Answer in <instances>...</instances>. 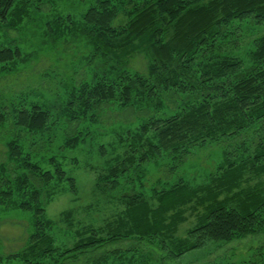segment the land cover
<instances>
[{
	"label": "trees",
	"instance_id": "obj_1",
	"mask_svg": "<svg viewBox=\"0 0 264 264\" xmlns=\"http://www.w3.org/2000/svg\"><path fill=\"white\" fill-rule=\"evenodd\" d=\"M53 1L0 0V30L19 32L27 18ZM55 13L46 23V36L55 41L85 37L93 47L92 63L99 64L59 104L33 103L23 94L0 100V132L11 134L7 161L0 164V207L33 216L27 249L16 257L0 254V264H148L155 255L171 262L207 242L231 243L264 233V135L246 157L232 159L226 153L205 184L179 179L168 188H153L150 197L135 188L138 183L144 190L145 165L163 156L170 157L173 172L194 149L239 136L256 124L264 131V35L254 40L247 60L234 54L238 46L224 48L235 23L264 25V0H93L80 22ZM136 55L147 62L145 74L130 70ZM27 62L19 46L0 41V75ZM180 95L192 101L170 107ZM114 105L121 113L153 112L129 128L121 138L123 154L95 176L97 193L116 194L117 213L102 226L76 230L72 247L55 245L47 201L61 186L68 185L74 195L78 189L57 156L40 163L33 153L52 144L48 136L58 123L71 133L64 147L76 148L93 134L80 125L100 124ZM189 213L198 222L186 237H178ZM126 241L136 247H117Z\"/></svg>",
	"mask_w": 264,
	"mask_h": 264
},
{
	"label": "rangeland",
	"instance_id": "obj_2",
	"mask_svg": "<svg viewBox=\"0 0 264 264\" xmlns=\"http://www.w3.org/2000/svg\"><path fill=\"white\" fill-rule=\"evenodd\" d=\"M53 1V0H52ZM93 0H54L52 5L44 6L37 16L32 14L19 32L0 30V41L5 46H19L28 57L26 64L20 65L17 71L0 75V100L15 98L21 94L31 95L30 102L40 104H59L65 100L70 88L91 78L95 63H92L93 47L85 37L70 35L52 40L46 36V23L55 12L71 14L76 22L81 21ZM53 9V11H52ZM230 43L224 48L233 50L234 54L247 60V55L253 48L254 40L264 35V25L258 26L253 22L235 23L230 28ZM96 64H99L98 61ZM147 62L143 55H136L130 60V70L145 74ZM167 96H165V99ZM176 103L169 104L176 108L185 102H191L189 95L175 98ZM174 99H172L174 101ZM167 102V101H166ZM171 102V101H168ZM153 115L137 111L121 113L117 105L110 106L101 119L100 124L89 127L92 137L80 143L76 148H65V138L70 135L63 123H58L48 138L52 141L35 149V161L42 162L44 157L55 155L62 163L68 176L73 177L78 189L77 195L68 192V185L61 186L46 204L47 218L53 223L51 235L55 245L72 247L75 242V231L85 226H102V224L117 213L119 204L116 194L101 196L95 190V176L107 167V162L123 154L121 138L127 136V131L139 126L144 119ZM79 128V127H78ZM8 129L0 132V164L6 162V141L11 137ZM70 131V130H69ZM68 134V135H67ZM264 131L256 124L239 136L225 138L221 143H209L205 147L194 149L185 163L171 172L173 162L170 157L163 156L158 162L145 165L146 178L144 190L138 186L136 190L145 192L150 197L155 187L168 188L179 179L189 182L192 186H199L208 182L211 173L217 171L223 163L226 153L231 158L243 157L251 154L261 142ZM47 148V149H46ZM246 150V152H245ZM26 151H29L26 149ZM45 169L48 165L43 164ZM259 180H253L256 185ZM129 188V187H128ZM126 188V189H128ZM200 209L197 212L199 216ZM65 214L70 216L64 219ZM196 214L189 213L188 221L180 226L178 237H186L187 232L198 222ZM32 213L21 210H3L0 207V254L5 258L16 257L24 252L29 245V237L33 233ZM69 224H73L72 227ZM118 248L129 250L136 247L133 241H126L117 245ZM148 252L146 248H141ZM132 254L127 255L130 257ZM264 233L249 236L231 243L207 242L196 251H192L174 261H162L158 256H149L148 264H237L249 262L263 264ZM8 262V261H7ZM4 264H22L17 260H10Z\"/></svg>",
	"mask_w": 264,
	"mask_h": 264
}]
</instances>
